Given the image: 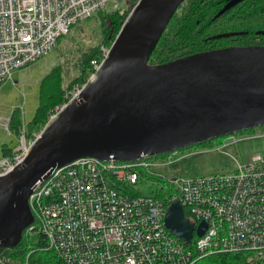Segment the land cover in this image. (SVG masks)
<instances>
[{
	"label": "built area",
	"instance_id": "obj_1",
	"mask_svg": "<svg viewBox=\"0 0 264 264\" xmlns=\"http://www.w3.org/2000/svg\"><path fill=\"white\" fill-rule=\"evenodd\" d=\"M115 1L119 0H0V88L15 71L51 53L74 26ZM140 1L135 0L134 8ZM105 60L93 63L95 71L87 84L97 80ZM81 93L82 88L70 92L38 132L29 135L23 127L18 146L0 161V178L28 159L42 134ZM9 125L5 120L10 133ZM255 130L252 135L221 137L216 151L227 154L243 142L263 139L264 130ZM178 154L132 162L84 158L54 169L30 196L34 222L23 238L29 242L37 231L47 241L46 250L65 264H203L231 254L247 255L244 264H264V156L237 161L236 173L230 175L168 179L156 173L178 163ZM151 177L163 180L174 194L139 193L138 186ZM174 202L189 212L187 218L197 227L207 224L204 235L195 233L189 245L166 227V213ZM8 250H0V264H13Z\"/></svg>",
	"mask_w": 264,
	"mask_h": 264
},
{
	"label": "water",
	"instance_id": "obj_2",
	"mask_svg": "<svg viewBox=\"0 0 264 264\" xmlns=\"http://www.w3.org/2000/svg\"><path fill=\"white\" fill-rule=\"evenodd\" d=\"M187 0H141L95 82L82 88L28 159L0 178V250L34 222L29 199L51 171L84 158L132 162L264 127V46L229 47L153 66L150 59ZM245 0H231L216 19ZM234 34L222 35L218 38ZM264 35V34H263ZM185 244L207 230L179 202L165 219Z\"/></svg>",
	"mask_w": 264,
	"mask_h": 264
},
{
	"label": "trees",
	"instance_id": "obj_3",
	"mask_svg": "<svg viewBox=\"0 0 264 264\" xmlns=\"http://www.w3.org/2000/svg\"><path fill=\"white\" fill-rule=\"evenodd\" d=\"M230 1L187 0L169 24L150 59V64L162 65L197 53L229 47L264 46V0H245L216 19L219 12ZM129 15V10L111 12L103 10L93 18H100L106 41L113 46ZM229 34L234 35L218 38ZM99 54L100 48L98 47L84 54L80 75L70 86V90L76 85L83 86L87 83L89 76L95 71L92 62L100 60ZM62 78L60 68L54 69L44 78L40 109L34 122V125L38 126V131L45 125L51 111L66 101ZM20 117V114L13 112L9 125L11 134L19 135L23 129ZM32 125L30 124L29 135L36 130ZM12 151L13 149L7 145L3 146V156L11 155ZM151 180H156V178L151 177ZM157 196L159 198V195ZM185 213L187 217H190L187 210ZM30 245L31 249H29ZM46 247L47 241L44 236L40 235L38 245H32L31 241L27 242L23 238L20 246L8 250L7 255L12 258L13 264H27L29 255L28 264H65L56 254L47 251ZM247 257L245 254L221 255L208 258L206 262L209 264H244Z\"/></svg>",
	"mask_w": 264,
	"mask_h": 264
},
{
	"label": "rangeland",
	"instance_id": "obj_4",
	"mask_svg": "<svg viewBox=\"0 0 264 264\" xmlns=\"http://www.w3.org/2000/svg\"><path fill=\"white\" fill-rule=\"evenodd\" d=\"M134 2L135 0L115 1L108 5L106 11L129 10L131 14L134 10ZM99 19L95 17L75 26L67 37L58 42V46L51 53L29 68L15 71L12 78L2 84L0 88V161L3 157V146L7 145L10 149H15L19 144V135L10 134L4 126L5 120H11L13 112L20 114L21 123L28 132L30 124H33V129H36L34 133L38 132V126L34 125V122L40 109L42 84L47 75L54 69L60 68L67 98L70 92L83 88L94 74V72L91 73L86 84L76 85L70 90V86L80 75L84 54L91 51L92 48L98 47L100 48V60L93 61L92 66L95 62L105 60V55L110 51L112 44L106 41L105 31L101 27ZM263 130L264 127H259L258 131ZM240 133L239 136L252 135L256 133V130H246ZM221 143L222 138H217L180 150L176 157L179 159L178 163L160 169L156 173L168 179L230 175L236 173L237 161L245 163L253 155L264 156V138L243 142L227 149V154L216 151ZM163 182L159 178L146 181L138 186L137 191L143 195H155L162 190L167 191L170 195L174 194V191L170 190ZM39 241L40 234L36 231L31 237V244L38 245Z\"/></svg>",
	"mask_w": 264,
	"mask_h": 264
},
{
	"label": "crops",
	"instance_id": "obj_5",
	"mask_svg": "<svg viewBox=\"0 0 264 264\" xmlns=\"http://www.w3.org/2000/svg\"><path fill=\"white\" fill-rule=\"evenodd\" d=\"M3 157H4V156H3ZM3 157H2V158H3Z\"/></svg>",
	"mask_w": 264,
	"mask_h": 264
}]
</instances>
